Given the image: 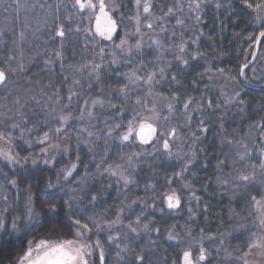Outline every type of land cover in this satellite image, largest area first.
<instances>
[{
	"label": "trees",
	"instance_id": "obj_1",
	"mask_svg": "<svg viewBox=\"0 0 264 264\" xmlns=\"http://www.w3.org/2000/svg\"><path fill=\"white\" fill-rule=\"evenodd\" d=\"M19 2L20 11L17 13L14 0H0V30L3 31L0 35V68L8 72L6 84L0 85V113L5 114L0 115V121H3L0 131L11 130L13 151L23 158H36L38 162L34 166L30 158L24 169H20L18 165H8L0 158V211L7 208V220L10 222L13 216H19L24 221L29 190L34 209L44 215L49 207L44 203V190L51 181L57 187L49 191L57 192L61 200L70 203L71 212L77 216L95 215L114 219L117 208L123 207L122 218L127 225L130 221L134 222L143 210L139 236L130 233V237L134 238L121 240V246L124 243L129 245L128 251L121 253L123 259L117 257L115 245L106 242L109 233H101L105 264H139L138 254L144 255V264H183V252L191 250L195 258L199 255L201 243L208 255L201 264H241L238 257L247 251L245 245L249 238L246 229H252L250 222L253 216L248 215L252 211L251 196L260 198L264 195V183L259 182V177L248 187L235 181L238 171L247 173L251 169L246 162H240L235 167L233 161L238 159L234 153L237 155L244 151V144L253 150L252 159L255 160L258 145L263 141L261 133L264 128L259 125L264 124V37H260L259 42L257 37L264 21H257V13L247 8L242 0H204L198 12L200 21L196 19L197 13L189 8V0H150L152 15L144 16L141 31H146L144 24L151 21L153 29L149 35H154L162 47L158 50L153 43L144 42L146 44L140 53L134 55L131 65L122 56L118 65H111L112 43L97 36L94 44L91 34L83 31L88 28L84 27L88 20L77 8L65 2L60 4L59 0ZM114 2L117 6L112 13L114 18L120 23L123 17L114 38V42L119 43L125 31H134L135 20L130 18L136 16L137 8L135 0ZM252 2L255 3V0ZM177 3L180 10L176 8ZM169 7L174 9V15L164 16L163 20L155 19L163 16ZM57 15L59 20H56ZM177 19L183 23L177 24ZM58 24L64 25V38L56 36ZM77 25L81 26L80 32H76ZM160 27L165 31L160 32ZM21 32L24 34L22 40ZM137 38L133 36L130 40L134 42ZM181 42L186 48L183 53L178 48ZM101 47L105 49L104 67L100 69L101 76L97 81L95 74L90 75V72L93 62L101 63ZM57 51L62 52L63 73ZM177 55L188 60V64L185 65L183 59H177ZM10 56L14 59L9 60ZM193 56L196 58L192 59ZM49 60L53 63H46ZM141 60L144 64L141 74L153 70L158 73V69L167 64L168 78L153 86L151 96L145 85L134 88L127 100L116 99L114 89L124 82V77H117L116 72L126 73L130 68L140 67ZM20 62L24 63L25 71H9L10 68H17ZM70 64L74 67L69 68ZM81 65L87 67L81 68ZM76 68L81 70L76 72ZM173 74L179 83L171 82ZM73 75L79 84H73ZM65 76L67 80H64ZM70 87L78 93L79 99L77 104V98H74L73 116H79L80 109L86 107L83 103L85 99L89 101L87 110H91L93 115L89 117L86 110L83 120L73 119L66 134L59 136L69 151L45 165L41 149L46 147V143L37 141L44 132H49L50 137L55 136L49 130L59 126L53 117L66 103ZM57 90L59 97L63 98L59 103L54 95ZM237 91L240 92L239 97L235 96ZM109 92L113 93L111 97ZM225 94L230 95L229 101L225 99ZM174 96L177 99H173ZM96 98L111 99L118 108L112 109L107 103L104 107L98 105L91 108V100ZM137 98L149 108L154 105L161 109L158 123L163 130L177 129L176 137L169 138L171 156L163 149V140L155 144L157 151L153 155H146L138 143L121 146L115 138L118 133H114L112 138L105 137L108 126L121 120L116 115L120 107L128 118L135 109H140V105L135 103ZM190 99L192 103L185 110L183 105ZM240 100L244 103H239ZM170 103L174 109L171 113L168 110ZM12 123H20L25 129L24 136L32 141L31 148L20 139V128L11 129ZM123 123L126 124L127 120ZM81 128L86 131L80 132ZM203 128H207V132ZM88 131L94 135L89 137ZM143 148L147 152L153 151L152 145ZM77 149L79 161L76 159ZM133 152H141V155L133 158L130 168L126 157ZM105 155L108 163H123L126 173L133 172L136 183L125 189L122 181L117 182V177L97 173L95 165ZM121 157L125 160L122 161ZM189 159L193 161L189 170L182 176H176L175 173H181ZM221 160L225 163L218 167ZM72 163H77L78 167L72 177L64 180L60 170ZM102 167H107V164ZM256 171L258 175L259 169ZM5 172L8 173L7 178L3 175ZM81 178H85L83 182H80ZM218 178L229 183H219ZM11 179H16V188L8 183ZM186 184L190 187H184ZM237 184L240 186L236 187ZM149 185H154V188H149ZM172 190L181 199L180 207L175 210L167 209L166 204L161 202L162 195ZM93 195L97 196L94 203L90 199ZM153 204L155 207H152ZM56 206L62 215L69 212L67 205L61 207L59 200ZM143 223H149L148 233L143 231ZM154 228H158L159 232L151 230ZM23 231L21 224L20 237L14 235L11 239L5 237L0 241V264H14L26 244ZM169 232L177 240H168ZM111 234L115 235V232ZM43 235L44 230L41 229L28 239ZM153 240L155 244L151 242Z\"/></svg>",
	"mask_w": 264,
	"mask_h": 264
},
{
	"label": "snow or ice",
	"instance_id": "obj_2",
	"mask_svg": "<svg viewBox=\"0 0 264 264\" xmlns=\"http://www.w3.org/2000/svg\"><path fill=\"white\" fill-rule=\"evenodd\" d=\"M16 4V11L19 13L20 11V2L19 0H14ZM204 0H189V8L191 11L197 13L196 19L200 21L201 17L199 16L198 12L201 8V4ZM242 3L249 9H252L254 12L257 13L256 20L257 21H264V0H255V3L252 0H242ZM136 8H137V15L130 19L135 20V26L133 32L125 31L124 35L119 39V43L114 42V37L118 34V30L123 23V17L121 16V22L118 23L117 19L114 18L113 12L116 11V4L114 0H109V3H106V0H74L73 8H77L78 12L84 13L88 12L90 15L87 17L89 23L91 24L92 20L95 21V28L94 31L91 27L84 28L83 31L85 33H90L93 39V43H96L95 38L98 36L101 39L111 42V56L112 59L109 61L111 65H118L120 60L119 57H126V63L129 65L132 64L134 59V53H140L144 43H143V33L141 31L142 21L139 14V9L141 4L143 6V12L148 15H152L151 9L152 4L150 0H135ZM111 5V7H110ZM34 6V5H33ZM27 7V4H25ZM43 7V5H41ZM51 7V6H49ZM217 7H220L217 4ZM177 10H180V5L177 3L176 5ZM59 6H57V11ZM51 14V13H50ZM174 15V9L169 7L167 12L163 13V16L155 17L157 20H163L164 16H171ZM56 20H59V16H56ZM183 21L177 19V24H182ZM148 29H153V23L148 21L144 24ZM126 27V26H125ZM71 30V29H70ZM81 31V26L77 25L76 32ZM165 29L160 27V32H164ZM0 35H3V31L0 30ZM175 33H173V36ZM56 36L60 38L65 37V30L63 24H58L56 27ZM136 36L138 37L134 42L130 40L131 37ZM264 37V24H262L261 30H259V35L257 37V41L259 42V38ZM21 40L24 38L23 32L20 33ZM196 41H193L195 43ZM153 45L159 50L162 45L160 41L153 40ZM63 47V42L61 44ZM179 52H185V43L181 42L178 46ZM119 53V56H118ZM105 49L101 47L99 49V56L101 63L93 62L90 75L95 74V79L99 81L101 72L100 69L104 67L103 60H104ZM56 56L58 59H61V73L64 71V63L62 58V52L57 51ZM177 59H183L182 56L177 55ZM196 57L193 56L192 59ZM9 60L14 59V57L10 56ZM46 63L51 64L53 63L51 60L47 61ZM183 63L185 65L188 64V60L183 59ZM140 67L130 68V70L126 73L116 72V76H123L124 82L122 85H118L115 87L114 92L116 93V99L123 98L127 100L130 96L134 88H139L142 86L148 87V95H152V88L155 84L160 83L161 80L167 79L166 76V68L169 65H165L158 69V73L156 70L151 72L142 73L143 71V61H140ZM69 68L74 67L73 65H68ZM87 65H81V68H86ZM25 71L24 63H18L17 68H10V72L15 71ZM81 69L76 68V72H79ZM241 75H243V71H241ZM8 79V72L5 71L4 68H0V85H5ZM64 80H67V76L64 77ZM171 82L179 83L176 78V75L173 74L171 76ZM195 83V81H193ZM73 84H79V80L73 75ZM91 87V85H89ZM112 92H109V96H112ZM57 96V103L60 102L59 91L54 93ZM236 97L240 96V92L237 91L235 93ZM74 98L76 99V103L79 104L78 93L73 90V88L68 89L67 94V101L63 105L60 113L53 118L58 121L57 127L54 129H50L49 131L53 133V135L59 137L62 134H66V129L71 126V122L73 119L83 120L84 113L87 110V106L89 105V101L85 99L83 101L85 108L80 109L79 116H73V109L72 105L74 103ZM173 99H177V97H173ZM17 104L20 103L19 100L16 101ZM105 103L112 108H118L116 103H113L111 99L105 101L102 98H96L91 100V108H95L96 106L104 107ZM137 105H140V109H135L133 114L130 118L124 116V109L120 107V111L116 113L117 116L121 117L120 121H114V123L108 126V131L104 133L106 138H112L114 133H118L116 135V139L120 141L121 146L125 144H136L142 146V152L146 155H153L157 149L155 148V144L159 143L160 140H163V149L168 153L169 156L172 155L170 150V143L169 138H175L177 129L175 127L171 128L170 130H163L159 125L158 121H160L161 117L159 113L156 111L155 106L149 108L146 103H142L141 99L137 98L136 102ZM192 103L190 99L186 102L183 107L187 110ZM239 103L243 104L244 101L240 100ZM209 107H211V102H209ZM168 110L171 113L173 109V105L170 103L168 105ZM243 111V109H241ZM55 111V109H53ZM20 115L19 112L16 113ZM0 115H5L4 113H0ZM87 115L91 117L93 115L91 110H87ZM11 119V117H9ZM127 120V123L124 124L123 121ZM164 120H167L168 117H163ZM190 119V117H188ZM22 122H26L23 121ZM3 123V121H0ZM201 126H203V121H201ZM259 127L264 128V124L259 125ZM20 128V139L25 140L28 144L29 148L32 146V141L25 139L24 132L25 129L21 128L20 123H12L11 129ZM221 128H223V124H221ZM31 131V129H28ZM80 132L86 131V129L81 128L79 129ZM204 132H207V128H203ZM88 136L92 137L94 135L93 132L88 131ZM199 137H197L198 139ZM50 139L49 132H44L41 137L38 138V143L45 144ZM79 139V138H78ZM99 139V137H97ZM261 139L264 140V132L261 133ZM13 140V132L11 130L0 131V141H4L7 144L11 145ZM87 143V141H85ZM232 143V141H229ZM153 146L152 152H147L143 146ZM50 147L60 150L59 144H53ZM259 152L256 153L255 160L252 159L253 157V150H250L247 144L243 145L244 151L242 153H237L240 162H246L247 167L251 169V171L245 173L238 171L237 175L234 177L235 181L243 182L244 187H248L249 184L255 182L257 178V169L261 173H264V143L258 145ZM64 152H68L69 148L65 145ZM91 151V148L89 149ZM42 159L45 165H48L50 162H54V158L47 159L43 157H47L48 155V148H42ZM141 152H133L131 155L126 157V163L131 168L133 166V158H139ZM193 155H195L193 153ZM0 158H2L6 164L16 166L18 165L20 169H24V165L28 162L31 156H26L23 158V162L19 157V153L13 154L11 150L4 151L0 149ZM77 161L80 160L79 151L77 149ZM122 161L125 160L124 157L120 158ZM36 158H31L32 165L37 164ZM192 159H189L187 163H185L184 168L182 169L181 173H175L176 176H182V173L189 170V165L192 163ZM225 161H219L218 167L220 164H224ZM236 163V161H233ZM104 164H107V167H102ZM78 165L77 163H72L70 167H66L61 169L60 171L63 173V179L68 180L69 177L73 176V173L76 171ZM97 169V173L100 175H104L107 173L109 176L117 177V182H123V187L128 189L129 185H134L136 183L134 177L130 174H126V169L123 163H108L107 162V155H105L99 163L95 165ZM222 171V169H221ZM4 177L7 178L8 173H3ZM88 173H85V177H87ZM58 176V180H59ZM85 178H81L80 182H83ZM218 182L222 184H228V180H221L218 178ZM8 183L11 184L13 188L17 187L16 179L8 180ZM169 184L171 181L168 182ZM240 185L237 184L236 187ZM57 185H54L49 181L47 188L44 190V203L48 204L49 207L46 210L44 215H41L40 212H37L33 207V199L31 192L29 190V194L27 196V203L25 204V219L21 221L19 216H13L11 221L9 222L6 218L5 213L7 212V208L5 207L3 211H0V241L4 240L5 237L11 239L12 236L20 237L21 235V224H23V236L26 240L25 246L21 249L20 253L17 255V259L14 264H105V247L104 242L101 241L100 235L103 232H108L109 235L106 238V242L110 245L114 244L117 252L116 255L120 259H123L121 253L127 252L129 249V245L124 243L121 246V240H127L131 234H135V236H139L140 234V225L142 224L141 217L144 215L143 210H141V214L138 215L134 222L130 221L127 225H124V219L122 218V213L124 211L123 207H118L117 212L114 219H106L105 216H77L74 212H71L72 205L67 201L61 200L58 196L57 192L49 191L50 189L56 188ZM110 187V185H109ZM149 188H154V185H149ZM184 187H190V185H184ZM62 190V189H61ZM264 191V189H262ZM6 201L7 197H3ZM91 202L94 203L97 200V196H91ZM198 200L199 197H196ZM60 201L61 207L65 204L67 205L69 212L61 213V211L56 206V201ZM161 202L166 204L167 209L175 210L180 207L181 199L180 196L177 194L175 190H172L169 193H164L162 195ZM133 204L136 201H132ZM147 207L148 205L145 204ZM131 207V205H128ZM155 207V204L152 205ZM251 208L252 211L248 213L249 216H255V219L252 221V229H246L249 235V239L246 241L245 247L247 251L243 252V255L238 257L241 264H250L249 260L247 259L248 256L252 255V250L259 249L260 251L257 255L264 257V195L258 199L255 195L251 196ZM161 212L164 211L163 208L160 209ZM191 212V209H189ZM71 213V214H70ZM151 223V222H149ZM149 223H143V231L148 233L150 231ZM127 231H124V229ZM44 230V235L41 238L33 237L32 239H28L29 236H32L33 233ZM159 232L158 228L151 229ZM115 232V235L111 233ZM123 232V236L121 233ZM203 232V230H201ZM95 237V238H93ZM210 239L214 237H209ZM167 239L177 240V237L169 232ZM201 240H203V236H201ZM153 244L156 241H151ZM199 255L193 258V253L191 250H186L183 252V264H201L207 260V249L201 243L198 249ZM145 257L143 254L137 255V261L139 264H144Z\"/></svg>",
	"mask_w": 264,
	"mask_h": 264
},
{
	"label": "rangeland",
	"instance_id": "obj_3",
	"mask_svg": "<svg viewBox=\"0 0 264 264\" xmlns=\"http://www.w3.org/2000/svg\"><path fill=\"white\" fill-rule=\"evenodd\" d=\"M106 1H108L109 2V0H106ZM64 2L65 3H67V4H71V6L73 7V3H74V0H59V3L61 4V3H63L64 4ZM66 5V4H65ZM141 10H139V14H140V18H141V21H142V23L144 22L143 20L145 19V17L144 16H146V17H148V15L147 14H145L144 12H143V6H142V4H141ZM74 9H76V8H74ZM84 16H83V18H85L86 20H88L87 19V17L90 15V13H88V12H84V13H82ZM137 15V14H136ZM263 15V14H262ZM93 21H94V19L92 20V22H91V24L89 23V21L87 22V24L84 26V27H91L92 28V25H93ZM93 30V29H92ZM152 29H148L147 27H146V31H142V33L144 34L143 35V43L144 42H146V43H152V41L153 40H156L155 39V36L153 35V36H151V35H149V31H151ZM148 31V32H147ZM146 43H144V44H146ZM136 53H134V55H135ZM118 56H119V53H118ZM229 94H225V97H227V98H225L227 101H229ZM90 106H91V104H90ZM156 111L159 113V115H160V113H161V109L160 108H156ZM262 143H264V140L262 141ZM53 144H59L60 145V150L59 151H57V149H55V148H52V147H50L51 145H53ZM46 147L48 148V155H47V159H52V158H56V157H58V156H60L61 154H64L63 152V149H64V147L65 146H63V144H62V139H60V137H57V136H53V137H50V139L46 142ZM45 147V148H46ZM0 149H3L4 151H9V150H11L12 151V153L13 154H16L14 151H13V146H12V144L11 145H9V144H7L6 142H4V141H0ZM234 156L235 157H238V155H235V153H234ZM20 158H21V160H22V162H23V157H21V156H19ZM2 159V158H1ZM3 160V159H2ZM239 163H240V161H239V157H238V159H237V161H236V163H235V167H238V165H239ZM126 174H130L131 176H133V172H130V173H126ZM257 177H259V182H261V183H264V173H261V172H259L258 173V175H257ZM259 199V198H258ZM253 219H255V216L253 215V218H252V220H251V222H250V225L252 226V221H253ZM228 235H230L229 233H228ZM249 239V238H248ZM260 250L259 249H253L252 250V252H253V254L252 255H250V256H248L247 257V259L249 260V262H250V264H264V257H261V256H259V255H257V253L259 252Z\"/></svg>",
	"mask_w": 264,
	"mask_h": 264
},
{
	"label": "water",
	"instance_id": "obj_4",
	"mask_svg": "<svg viewBox=\"0 0 264 264\" xmlns=\"http://www.w3.org/2000/svg\"><path fill=\"white\" fill-rule=\"evenodd\" d=\"M93 27H92V29H93V31H94V28H95V21H93V25H92ZM115 38V37H114Z\"/></svg>",
	"mask_w": 264,
	"mask_h": 264
}]
</instances>
